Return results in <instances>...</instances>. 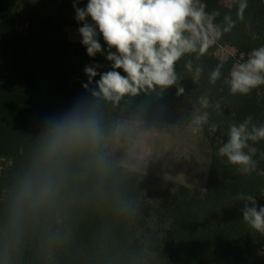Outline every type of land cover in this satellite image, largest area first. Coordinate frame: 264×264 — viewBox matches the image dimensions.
<instances>
[{
    "label": "trees",
    "instance_id": "16d2710c",
    "mask_svg": "<svg viewBox=\"0 0 264 264\" xmlns=\"http://www.w3.org/2000/svg\"><path fill=\"white\" fill-rule=\"evenodd\" d=\"M74 4L83 8L87 0H0V264H264V236L243 221L245 202L233 199L243 192L255 197L258 208L264 206V141L254 145L257 169L249 176L218 155L230 123L249 115L264 123V85L247 96L230 95L226 80L234 61L208 52L195 61L205 65L199 85L186 74L183 60L177 65L183 95L170 87L163 94L126 97L114 107L91 97L100 76L88 83L85 67L99 65L103 73L111 62L106 51L89 57L80 34L70 39L66 26L78 29L83 23L75 19ZM201 4L220 12L217 23L226 13L236 18L238 0L232 7L222 0ZM98 40L106 49L102 35ZM220 42L246 55L264 45V0H248L244 20ZM218 62H224L223 76L210 86L207 73ZM205 92L214 105L210 119L219 127L214 134L207 126L203 131L209 150L204 190L111 160L107 143L120 121L147 129L187 128ZM89 104L98 106L104 121L107 173L97 172L83 155L71 157L56 202L27 211L13 228V195L48 134V121H61Z\"/></svg>",
    "mask_w": 264,
    "mask_h": 264
},
{
    "label": "clouds",
    "instance_id": "9594fccd",
    "mask_svg": "<svg viewBox=\"0 0 264 264\" xmlns=\"http://www.w3.org/2000/svg\"><path fill=\"white\" fill-rule=\"evenodd\" d=\"M247 7L248 0H238L236 18L226 13L217 23L220 12L206 11L201 0H87L83 8L74 4L75 19L83 22L78 32L87 55L95 57L106 51V59L111 62V70L103 73L97 72L99 65L85 67L88 83L100 76L95 88L90 89L91 97L115 107L126 97L163 94L170 87L176 88L177 96L183 95L185 89L180 86L182 76L177 65L183 60L186 74L193 84L199 85L205 65L195 61H200L226 34L232 33L237 22L244 20ZM98 34L102 35L106 49L102 48ZM223 68L224 62H218L208 71L210 86L221 80ZM116 69L126 75L122 76ZM226 83L233 96H247L264 85V45L252 49L246 61L233 65ZM82 86L89 90L88 84ZM196 104L198 107L188 119L187 127L193 133H203L207 126L210 133H216L219 126L210 119L209 109L214 107L210 95L207 92L199 95ZM48 126V134L30 168L17 183L10 220L13 228L19 226L27 211H38L56 202L71 157L83 155L86 163L102 175L111 166L104 151L107 136L97 105L76 109L61 121H48ZM130 130L126 122L113 128L118 135H126ZM261 141H264V123H255L249 115L242 122L229 124L227 140L218 148V155L241 175L249 176L257 169L254 157L259 150L254 145ZM260 154L264 156V152ZM233 199L245 202L243 221L264 236V206L258 208L255 197L243 192Z\"/></svg>",
    "mask_w": 264,
    "mask_h": 264
},
{
    "label": "rangeland",
    "instance_id": "374dc122",
    "mask_svg": "<svg viewBox=\"0 0 264 264\" xmlns=\"http://www.w3.org/2000/svg\"><path fill=\"white\" fill-rule=\"evenodd\" d=\"M222 2L229 7L233 6V0ZM66 31L71 40L79 39L77 28L66 26ZM209 52L220 60H233L234 65L248 58L239 48L220 41ZM185 110L190 111V107L185 106ZM121 122L125 121L118 124ZM126 123L131 126V130L126 135L115 133L107 143L113 162L193 189L204 190L209 150L203 133H193L188 127L169 131L163 124L147 129L140 123Z\"/></svg>",
    "mask_w": 264,
    "mask_h": 264
}]
</instances>
